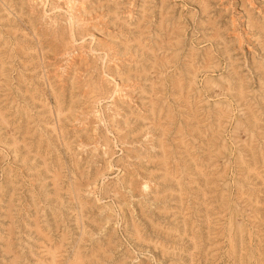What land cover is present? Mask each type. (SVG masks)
<instances>
[{
  "label": "rangeland",
  "instance_id": "1",
  "mask_svg": "<svg viewBox=\"0 0 264 264\" xmlns=\"http://www.w3.org/2000/svg\"><path fill=\"white\" fill-rule=\"evenodd\" d=\"M112 1L0 0V37L4 36L0 39V264H263L264 74L256 66L259 62L264 67V50L258 43L262 37L259 31L248 27V17L264 26V0H245L248 13L242 10L240 0H209V15L201 11L199 0ZM71 12L80 19H74L75 41L68 43ZM87 32L90 34L81 37ZM176 44L185 52L173 47ZM243 84L246 86L240 88ZM254 101L263 105H259L262 112L257 105L260 111L256 110ZM247 192L252 193L251 201Z\"/></svg>",
  "mask_w": 264,
  "mask_h": 264
},
{
  "label": "bare ground",
  "instance_id": "2",
  "mask_svg": "<svg viewBox=\"0 0 264 264\" xmlns=\"http://www.w3.org/2000/svg\"><path fill=\"white\" fill-rule=\"evenodd\" d=\"M25 1H26V0H25ZM31 1H32V0H31ZM110 1H112V0H110ZM132 1H133V0H132ZM137 1H138V0H137ZM140 1H141V0H140ZM148 1H149V0H148ZM169 1H170V0H169ZM190 1H192V0H190ZM190 1H189V2H190ZM194 1H196V0H194ZM199 1L201 2V11H202L204 14L209 15V13L211 12V9H210L209 6H208L209 0H206V2H205V0H199ZM240 1L242 2V6H241V7H242V10L245 11V13H248V10L246 9V7H248V5L245 4V0H240ZM249 1H250V0H249ZM261 1H262V0H261ZM6 2H7V0H6ZM10 2H11V1H10ZM23 2H24V1H23ZM43 2H44V1H43ZM66 2H67V1H66ZM73 2H74V1H73ZM90 2H91V1H90ZM93 2H94V1H93ZM112 2H113V1H112ZM127 2H128V1H127ZM149 2H152V1H149ZM155 2H156V1H155ZM155 2H154V3H155ZM157 2H158V1H157ZM192 2H193V1H192ZM224 2H225V1H224ZM231 2H232V0H231ZM252 2H253V1H252ZM263 2H264V1H263ZM11 3H12V2H11ZM44 3H45V2H44ZM120 3H121V2H120ZM128 3H129V2H128ZM194 3H195V2H194ZM194 3H193V4H194ZM196 3H198V2H196ZM196 3H195V4H196ZM222 3H223V2H222ZM255 3H256V2H255ZM8 4H9V3H8ZM18 4H19V3H18ZM26 4H27V2H26ZM64 4H65V3H64ZM89 4H90V3H89ZM117 4H118V3L116 2V5H117ZM134 4H135V3H134ZM139 4H140V3H139ZM151 4H152V3H151ZM164 4H166V3H164ZM168 4H169V3H168ZM170 4H171V3H170ZM213 4H216V3H213ZM213 4H212V5H213ZM220 4H221V3H220ZM220 4H219V5H220ZM229 4H230V3H229ZM231 4H232V3H231ZM250 4H251V3H250ZM261 4H262V3H261ZM6 5H7V4H6ZM31 5H32V4H31ZM78 5H80V4H78ZM103 5H104V4H103ZM114 5H115V4H114ZM154 5H155V4H154ZM156 5H157V4H156ZM190 5H191V4H190ZM212 5H210V6H212ZM216 5H217V4H216ZM245 5H246V6H245ZM252 5H253V4H252ZM257 5H258V4H257ZM262 5H263V4H262ZM4 6H5V5H4ZM8 6H9V5H8ZM83 6H84V5H83ZM105 6H106V5H105ZM129 6H130V5H129ZM167 6H168V5H167ZM167 6H166V7H167ZM175 6H176V5H175ZM185 6H186V5H185ZM188 6H189V5H188ZM193 6H194V5H193ZM238 6H239V5H238ZM9 7H11V6H9ZM14 7H15V6H14ZM57 7H58V6H57ZM69 7H70V11H71V9H72V7H73V4H71ZM106 7H107V6H106ZM121 7H122V6H121ZM134 7H135V5H134ZM147 7H148V5H147ZM150 7H151V5H150ZM153 7H154V6H153ZM164 7H165V6H164ZM166 7H165V8H166ZM182 7H183V6H182ZM217 7H218V6H217ZM221 7H222V6H221ZM234 7H235V6H234ZM261 7H262V6H261ZM74 8H75V7H74ZM87 8H88V7H87ZM99 8H100V7H99ZM111 8H113L112 5H111ZM111 8H110V9H111ZM119 8H120V7H119ZM122 8H123V7H122ZM126 8L128 9V7H126ZM136 8H137V6H136ZM155 8H156V7H155ZM161 8H162V7H161ZM198 8H199V7H198ZM198 8H197V9H198ZM212 8H214V7H212ZM231 8H232V6H231ZM81 9H82V8H81ZM95 9H97V8H95ZM102 9H104V7H103ZM120 9H121V8H120ZM130 9H131V7H130ZM147 9H149V8H147ZM152 9H153V8H152ZM152 9H150V10L152 11ZM162 9H163V8H162ZM194 9H195V8H194ZM214 9H215V8H214ZM216 9H217V8H216ZM1 10H2V9H1ZM76 10H79V8L76 9ZM83 10H84V8H83ZM106 10H107V9H106ZM108 10H109V9H108ZM118 10H119V9H118ZM188 10H189V9H188ZM198 10H199V9H198ZM231 10H232V9H231ZM252 10H253V9H252ZM21 11H22V10H21ZM21 11H20V12H21ZM25 11H26V10H25ZM42 11H43V10H42ZM89 11H90V10H89ZM89 11H88V13H89ZM104 11H105V9H104ZM135 11H136V9H135ZM155 11H156V10H155ZM191 11H192V10H191ZM191 11H190V12H191ZM195 11H196V10H195ZM250 11H251V8H250ZM257 11H258V10H257ZM10 12H11V11H10ZM16 12H17V11H16ZM16 12H15V13H16ZM79 12H80V11H79ZM128 12H129V11H128ZM130 12H131V11H130ZM137 12H138V11H137ZM137 12H135V14H136ZM175 12H176V10H175ZM187 12H188V11H187ZM214 12H215V10H214ZM237 12H238V11H237ZM239 12H241V10H240ZM253 12H254V11H253ZM98 13H99V12H98ZM115 13H116V12H115ZM121 13H122V12H121ZM155 13H156V12H155ZM192 13H193V12H192ZM231 13H232V12H231ZM242 13H243V12H242ZM13 14H14V13H13ZM28 14H29V13H28ZM30 14H31V13H30ZM43 14H44V13H43ZM67 14H69V13H67ZM75 14H76V13H75ZM75 14H74L73 12L70 13V19H69V22H70L71 26H70V25H69V26L72 27V28H70V30H69V32H70V33H69L70 36L68 35V36H69V37H68L69 39H68V41H67L68 43H71V40H72V38H73V37H72V30L74 29L73 26H72V25H73V21H74L75 18H77V20L80 19L79 17H76L77 14H76V15H75ZM84 14H85V13H84ZM90 14H91V13H90ZM129 14H130V13H129ZM131 14H133V13H131ZM173 14H174V12H173ZM175 14H177V13H175ZM185 14H186V13H185ZM198 14H199V13H198ZM201 14H202V13H201ZM201 14H199V15H201ZM226 14H227V13H226ZM232 14H233V13H232ZM235 14H236V13H235ZM243 14H244V13H243ZM250 14H251V13H250ZM260 14H261V13H260ZM31 15H32V14H31ZM80 15H81V14H80ZM98 15H99V14H98ZM98 15H97V18H98ZM101 15H102V13H101ZM101 15H100V16H101ZM116 15H117V13H116ZM121 15H123V14H121ZM136 15H137V14H136ZM199 15H198V16H199ZM214 15H215V14H214ZM218 15H219V17H220L222 14L218 13ZM251 15H252V14H251ZM253 15H254V14H253ZM261 15H262V14H261ZM263 15H264V14H263ZM14 16H15V15H14ZM83 16H84V15H83ZM88 16H89V15H88ZM103 16H104V15H103ZM128 16H129V15H128ZM137 16H138V15H137ZM146 16H148V15H146ZM149 16H150V15H149ZM183 16H184V15H183ZM191 16H192V15H191ZM211 16H212V15H211ZM222 16H223V15H222ZM41 17H42V16H41ZM68 17H69V16H68ZM109 17H110V16H109ZM122 17H123V16H122ZM130 17H131V16H130ZM133 17H134V16H133ZM155 17H156V16H155ZM169 17H171V16L169 15ZM176 17H177V16H176ZM178 17H179V16H178ZM180 17H181V16H180ZM195 17H196V16H195ZM195 17H194V19H195ZM199 17H200V16H199ZM199 17H198V18H199ZM205 17H206V16H205ZM208 17H210V16H208ZM230 17H231V16H230ZM235 17H236V16H235ZM238 17H240V16H238ZM243 17H245V16H243ZM255 17H256V16H255ZM259 17H260V16H259ZM16 18H17V17H16ZM29 18H30V17H29ZM81 18H82V15H81ZM84 18H85V17H84ZM104 18H105V17H104ZM111 18H112V16H111ZM134 18H135V17H134ZM139 18H140V17H138V19H139ZM156 18H157V17H156ZM173 18H174V17H173ZM217 18H218V17H217ZM241 18H242V17H241ZM256 18H257V17H256ZM39 19H40V18H39ZM101 19H103V17H102ZM107 19H110V18H107ZM150 19H151V16H150ZM167 19L169 20L168 17H167ZM175 19H176V18H175ZM181 19H182V18H181ZM185 19H186V18H185ZM192 19H193V17H192ZM199 19H200V18H199ZM201 19H202V18H201ZM222 19H223V18H222ZM222 19H220V20L222 21ZM239 19H240V18H239ZM245 19H247V18H245ZM23 20H24V19H22V21H23ZM30 20H31V18H30ZM40 20H41V19H40ZM90 20H91V19H90ZM103 20H104V19H103ZM165 20H166V19H165ZM172 20H173V19H172ZM186 20H187V19H186ZM220 20H219V21H220ZM243 20H244V19H243ZM258 20H259V19H258ZM10 21H11V20H10ZM20 21H21V20H20ZM22 21H21V22H22ZM24 21H25V20H24ZM34 21H35V20H34ZM113 21H114V20H113ZM125 21H126V20H125ZM147 21H149V20H147ZM147 21H146V22H147ZM155 21H156V20H155ZM169 21H170V20H169ZM169 21H168V23H169ZM182 21H184V20H182ZM192 21H193V20H192ZM202 21H203V20H202ZM216 21H217V20H216ZM225 21H226V20H225ZM234 21H235V20H234ZM244 21H245V20H244ZM32 22H33V21H32ZM35 22H36V21H35ZM109 22H110V21H109ZM131 22H132V21H131ZM149 22H151V21H149ZM152 22H154V21H152ZM178 22H179V21H178ZM184 22H185V21H184ZM197 22H198V21H197ZM204 22H205V21H204ZM217 22H218V21H217ZM226 22H227V21H226ZM230 22H233V21H230ZM236 22H237V21H236ZM262 22H263V21H262ZM9 23H10V22H9ZM13 23H14V22H13ZM25 23H26V21H25ZM54 23H55V22H54ZM104 23H105V22H104ZM112 23H113V22H112ZM127 23H128V22H127ZM188 23H189V22H188ZM193 23H194V22H193ZM215 23H216V22H215L214 20H212V23H211V24L214 25V26H216ZM241 23H242V22H241ZM17 24H18V23H17ZM17 24H16V25H17ZM23 24H24V23H23ZM107 24H108V23H107ZM113 24L115 25V22H114ZM118 24H119V23H118ZM118 24H117V25H118ZM132 24H133V23H132ZM144 24H145V23H144ZM144 24H143V25H144ZM152 24H154V23H152ZM152 24H151V25H152ZM156 24H157V23H156ZM173 24H174V23H173ZM194 24H195V23H194ZM202 24H203V23H202ZM230 24H231V23H230ZM239 24H240V23H239ZM243 24H244V23H243ZM243 24H242V25H243ZM262 24H263V23H262ZM8 25L11 26L10 24H7V26H8ZM14 25H15V24H14ZM16 25H15V26H16ZM27 25H28V24H27ZM92 25H93V24H92ZM111 25H112V24H111ZM169 25H170V24H169ZM186 25H188V24H186ZM197 25H199V24H197ZM224 25H225V24H224ZM224 25H223V26H224ZM5 26H6V24H5ZM19 26H20V25H19ZM25 26H26V24H25ZM29 26H30V25H29ZM67 26H68V25H67ZM69 26H68V27H69ZM77 26H78V25H77ZM84 26H85V25H84ZM98 26H99V25H98ZM100 26H101V25H100ZM112 26H113V25H112ZM191 26H192V25H191ZM207 26H208V25H207ZM219 26H220V25H219ZM221 26H222V25H221ZM12 27H13V26H12ZM37 27H38V26H37ZM94 27H95V26H94ZM141 27H142V26H141ZM149 27H150V25H149ZM197 27H198V26H197ZM216 27H217V26H216ZM226 27H229V26L227 25ZM241 27H242V26H241ZM248 27L251 28V30H257V31H259V34H260V36H262V37H260L258 43H259L261 49L264 50V28H263L264 26H262L261 23H259V21H257L256 19H252V17H248ZM19 28H21V27H19ZM22 28H23V27H22ZM26 28H27V27H26ZM28 28H29V27H28ZM76 28H77V27H76ZM79 28H80V27H79ZM88 28H89V27H88ZM119 28H120V27H119ZM152 28L155 29L154 27H152ZM183 28H184V27H183ZM183 28H182V29H183ZM193 28H194V27H193ZM204 28H205V27H204ZM217 28H218V27H217ZM231 28H232V27H231ZM243 28H244V27H243ZM246 28H247V27H246ZM30 29H31V28H30ZM90 29H91V27H90ZM100 29H101V28H100ZM120 29H121V28H120ZM131 29H133V28H130V30H131ZM134 29H135V28H134ZM186 29H187V28H186ZM195 29H196V26H195ZM207 29H208V28H207ZM211 29H212V28H211ZM225 29H226V28H225ZM227 29H228V28H227ZM17 30H18V29H17ZM21 30H22V29H21ZM77 30H78V29H77ZM82 30H83V29H82ZM95 30H96V29H95ZM103 30H104V29H103ZM130 30H129V31H130ZM151 30H152V29H151ZM151 30L148 29L149 32H150ZM161 30H164V29H162V27H161ZM189 30H190V29H189ZM198 30H199V29H197V31H198ZM200 30H201V29H200ZM208 30H209V29H208ZM223 30H224V28H223ZM237 30H238V29H237ZM251 30H250V31H251ZM0 31H1V30H0ZM2 31H3V30H2ZM2 31H1V32H2ZM8 31H9V30H8ZM29 31H30V30H29ZM80 31H81V29H80ZM126 31H127V30H126ZM152 31H153V30H152ZM164 31H165V30H164ZM182 31H183V30H182ZM184 31H185V30H184ZM186 31H187V30H186ZM193 31H194V30H193ZM193 31H192V32H193ZM197 31H196V33H197ZM202 31H203V30H202ZM204 31H205V30H204ZM204 31H203V32H204ZM224 31H225V30H224ZM242 31H243V30H242ZM245 31H246V30H245ZM245 31H243V32H245ZM9 32H10V31H9ZM32 32H33V31H32ZM32 32H31V33H32ZM43 32H44V31H43ZM47 32H48V31H47ZM54 32H55V34H56V36H57L56 31H54ZM107 32H108V31H107ZM132 32H133V31H132ZM134 32H135V31H134ZM146 32H147V31H146ZM222 32H223V31H222ZM228 32H229V31H228ZM233 32H234V31H233ZM255 32H256V31H255ZM52 33H53V32H52ZM101 33H102V32H101ZM103 33H104V31H103ZM110 33H111V32H110ZM120 33H121V32H120ZM125 33H126V32H125ZM151 33H152V32H151ZM185 33H186V32H185ZM193 33H194V32H193ZM226 33H227V32H226ZM226 33H225V34H226ZM234 33H235V32H234ZM234 33H233V34H234ZM236 33H237V32H236ZM240 33H241V32H240ZM245 33H246V32H245ZM61 34H62V33H61ZM85 34H90V33H88V32H87V33H82V34H81V37H83ZM94 34H95V33H94ZM131 34H132V33H131ZM157 34H159V32H157ZM173 34H174V33H173ZM175 34H176V33H175ZM175 34H174V35H175ZM178 34H179V33H178ZM183 34H184V33H183ZM190 34H191V33H190ZM206 34H208V33H206ZM225 34H224V36H225ZM256 34H257V33H256ZM6 35H7V34H6ZM53 35H54V34H53ZM59 35H60V34H59ZM102 35H103V34H102ZM104 35H105V34H104ZM104 35H103V36H104ZM119 35H120V34H119ZM126 35H127V34H126ZM164 35H165V34H164ZM176 35H177V34H176ZM179 35H182V34H179ZM204 35H205V34H204ZM209 35H210V34H209ZM219 35H220V34H219ZM228 35H229V34H228ZM246 35H247V34H246ZM246 35H245V36H246ZM249 35H250V34H249ZM15 36H17V35H15ZM33 36H36V34L34 35V33H33ZM47 36H48V35H47ZM56 36H55V38H56ZM73 36H74V35H73ZM88 36H89V35H88ZM90 36H91V35H90ZM98 36H99V35H98ZM103 36H102V37H103ZM123 36H124V35H123ZM132 36H133V34H132ZM134 36H135V35H134ZM145 36H146V35H145ZM166 36H167V35H166ZM183 36H184V35H183ZM192 36H193V35H192ZM199 36H200V35H199ZM206 36H207V35H206ZM215 36H218V34H216ZM250 36H251V35H250ZM1 37H2V36H1ZM1 37H0V39H2L4 36H3L2 38H1ZM84 37H85V36H84ZM92 37H93V36H92ZM114 37H115V36H114ZM116 37H117V36H116ZM116 37H115V38H116ZM124 37H126V36H124ZM195 37H196V36H195ZM197 37H198V36H197ZM221 37H222V36H221ZM239 37H240V36H239ZM258 37H259V36H258ZM20 38H22V37H20ZM36 38H37V36H36ZM46 38H47V37H46ZM51 38H52V37H51ZM65 38H66V36H65ZM70 38H71V39H70ZM126 38H127V37H126ZM149 38H150V37H149ZM154 38H155V37H154ZM184 38H185V37H184ZM191 38H192V37H191ZM245 38H247V37H245ZM18 39H19V38H18ZM80 39H81V38H80ZM104 39H105V38H104ZM130 39H132L131 36H130ZM141 39H142V38H141ZM182 39H183V38H182ZM241 39L243 40V38H241ZM5 40H6V39H5ZM16 40H17V39H16ZM47 40H48V39H47ZM54 40H55V39H54ZM73 40H74V39H73ZM73 40H72V42H73ZM120 40H121V38H120ZM127 40H128V38H127ZM148 40H149V39H148ZM151 40H153V39H151ZM183 40H184V39H183ZM186 40H187V39H186ZM200 40H201V39H200ZM223 40H224V39H223ZM235 40H236V38H235ZM10 41H11V39L9 40V42H10ZM19 41H20V40H19ZM24 41H25V40H24ZM57 41H58V39H57ZM74 41H75V40H74ZM121 41H123V40H121ZM121 41H119V43H120ZM155 41H156V39H155ZM208 41H209V40H208ZM252 41H253V40H252ZM0 42H1V40H0ZM26 42H27V40H26ZM34 42H35V41H34ZM97 42H98V41H97ZM106 42L108 43V39H107ZM111 42H113V40H112ZM150 42H151V41H150ZM184 42H185V41H184ZM198 42H199V40H198ZM206 42H207V41H206ZM215 42H216V41H215ZM223 42L226 43V40H224ZM35 43H36V42H35ZM47 43H48V42H47ZM68 43H67V44H68ZM151 43H152V42H151ZM179 43L181 44L180 41H179ZM179 43H178V44H179ZM182 43H183V41H182ZM191 43H192V42H191ZM210 43H211V42H210ZM216 43H217V42H216ZM240 43H241V42H240V40H239V41H238V45H240ZM251 43L253 44V42H251ZM258 43H257V44H258ZM0 44H1V43H0ZM23 44H24V43H23ZM44 44H45V43H44ZM109 44H110V43H109ZM109 44H108V45H109ZM115 44H116V43H115ZM145 44H146V43H145ZM147 44H148V43H147ZM152 44H154V43H152ZM172 44H173V43H172ZM192 44H193V43H192ZM192 44H190V45H192ZM196 44H197V42H196ZM196 44H195V45H196ZM198 44H199V43H198ZM203 44H204V43H202V45H203ZM219 44H220V42H219ZM257 44L255 43V45H257ZM9 45H10V43H9ZM19 45H20V44H19ZM37 45H38V44H37ZM39 45H40V44H39ZM39 45H38V48H40ZM50 45H51V44H50ZM58 45H59V44H58ZM58 45H57V47H58ZM117 45H118V44H117ZM130 45H131V44H130ZM135 45H136V44H135ZM210 45H211V44H210ZM214 45H215V44H214ZM223 45H224V44H223ZM228 45H229V44H228ZM243 45H244V44H243ZM243 45H242V46H243ZM12 46H14V45H12ZM21 46H22V44H21ZM32 46H33V45H32ZM32 46H31V47H32ZM35 46H36V45H35ZM40 46H41V45H40ZM61 46H62V45H61ZM100 46H101V45H100ZM106 46H107V45H106ZM118 46H120V45H118ZM128 46H129V45H128ZM133 46H134V45H133ZM144 46H146V45H144ZM162 46H163V45H162ZM168 46H169V45H168ZM171 46H172V45H171ZM178 46L180 47L181 45H177V44H176V46L173 45V47H176V49H177ZM185 46H186V45H185ZM229 46H230V45H229ZM232 46H233V45H232ZM242 46H241V47H242ZM9 47H10V46H9ZM9 47H8V48H9ZM45 47H46V46H45ZM70 47H71V45L68 47L69 50H70ZM73 47H74V46H73ZM110 47H111V46H110ZM112 47H113V46H112ZM112 47H111V48H112ZM181 47H182V46H181ZM181 47H180V48H181ZM189 47H190V46H189ZM194 47H195V46H194ZM194 47H193V48H194ZM202 47H204V46H202ZM207 47H209V46H207ZM215 47H216V46H215ZM250 47H251V45H250ZM258 47H259V46H258ZM33 48H34V47H33ZM41 48H42V47H41ZM74 48H75V47H74ZM74 48H73V49H74ZM127 48H128V47H127ZM133 48H134V47H133ZM136 48H137V47H136ZM154 48H155V47H154ZM166 48H167V47H166ZM180 48H178V49H180ZM200 48H201V47H200ZM200 48H199V49H200ZM248 48H249V46H248ZM51 49H52V48H51ZM113 49H114V48H113ZM160 49H161V48H160ZM164 49H165V48H164ZM172 49H173V48H172ZM172 49H171V50H172ZM174 49H175V48H174ZM174 49H173V51H174ZM181 49L183 50L184 48H181ZM199 49H198V50H199ZM205 49H206V48H205ZM219 49H220V47H219ZM241 49H242V48H241ZM251 49H252V48H251ZM64 50H65V52L67 51L66 48H65ZM91 50H92V49H91ZM93 50H94V49H93ZM111 50H112V49H110V51H111ZM119 50H120V49H119ZM121 50H122V49H121ZM126 50H128V49H126ZM132 50H133V49H132ZM165 50H166V49H165ZM167 50H168V49H167ZM171 50H170V51H171ZM186 50H187V49H186ZM213 50H214V49H213ZM216 50H218V48H217ZM228 50H229V48H228ZM248 50H249V49H248ZM253 50H254V49H253ZM262 50H261V51H262ZM0 51H1L0 53H2V50H0ZM6 51H7V50H6ZM12 51H13V50H12ZM32 51H33V50H32ZM100 51H101V50H100ZM115 51H116V50H115ZM129 51H131V49H130ZM173 51H171V52H173ZM183 51H184V50H183ZM230 51H231V50H230ZM256 51H257V50H256ZM256 51H255V52H256ZM13 52H14V51H13ZM49 52H50V51H49ZM67 52H68V51H67ZM69 52H70V51H69ZM119 52H121V51H119ZM135 52H136V50H135ZM137 52H138V51H137ZM144 52H145V51H144ZM144 52H143V53H144ZM178 52H179V51H178ZM184 52H185V51H184ZM214 52H215V51H214ZM217 52H218V51H217ZM217 52H216V53H217ZM258 52H259V50H258ZM262 52H264V51H262ZM28 53H29V52H28ZM43 53H44V52H43ZM130 53L132 54V52H130ZM146 53H147V52H146ZM159 53H161V51H160ZM186 53H187V52H186ZM186 53H185V54H186ZM10 54H11V53H10ZM13 54H14V53H13ZM22 54H23V53H22ZM39 54H40V53H39ZM114 54H115V53H114ZM137 54H138V53H137ZM170 54H171V53H170ZM193 54H194V53H193ZM197 54H198V53H197ZM197 54H196V55H197ZM214 54H215V53H214ZM217 54H218V53H217ZM244 54H245V53H244ZM247 54H248V53H247ZM14 55H16V52H15ZM43 55H44V54H43ZM119 55H120V53L117 54V56H119ZM124 55H125V53H124ZM126 55H127V54H126ZM135 55H136V53H135ZM135 55H134V56H135ZM149 55H150V53H149ZM149 55H148V56H149ZM177 55H178V54H177ZM177 55H176V56H177ZM200 55H202V54H200ZM203 55H204V54H203ZM236 55H237V54H236ZM245 55H246V54H245ZM10 56H11V55H10ZM12 56H13V55H12ZM26 56H27V55H26ZM106 56H107V55H106ZM137 56H138V55H137ZM137 56H136V57H137ZM142 56H144V55H142ZM165 56H167V54H166ZM182 56H183V55H182ZM194 56H195V55H194ZM210 56H211V55H210ZM231 56H232V55H231ZM231 56H230L229 58H232ZM241 56H242V55H241ZM73 57H74V56H73ZM103 57H105V56H103ZM112 57H113V56H112ZM128 57H129V55H128ZM131 57H133V55H132ZM149 57L151 58V56H149ZM186 57H187V56H186ZM1 58H3V57H1ZM15 58H16V57H15ZM25 58H26V57H25ZM119 58H120V56H119ZM144 58H145V57H144ZM146 58H147V56H146ZM158 58H159V57H158ZM193 58H195V57H193ZM196 58H197V57H196ZM214 58H215V57L212 56V59H214ZM217 58H218V57H217ZM223 58H224V57H223ZM254 58H255V57H254ZM256 58H257V57H256ZM11 59H12V58H11ZM17 59H18V58H17ZM34 59H35V58H34ZM95 59H96V58H95ZM141 59H142V58H141ZM174 59H175V58H174ZM244 59H245V58H244ZM260 59H261V57H260ZM260 59H257V60H260ZM4 60H5V59H4ZM14 60H15V59H14ZM38 60H39V59H38ZM43 60H44V59H43ZM114 60H115V59H114ZM142 60H143V59H142ZM142 60H141V61H142ZM144 60H145V59H144ZM144 60H143V62H144ZM194 60H195V59H194ZM200 60H201V59H200ZM218 60H219V59H218ZM224 60H226V59H224ZM230 60H231V59H230ZM237 60H238V58H237ZM246 60H247V58H246ZM262 60H263V59H262ZM24 61H25V60H24ZM24 61H23V62H24ZM39 61H41V60H39ZM124 61H125V60H124ZM151 61H152V59H151ZM168 61H171V60L169 59ZM182 61H183V60H182ZM184 61H185V60H184ZM186 61H187V60H186ZM244 61H245V60H244ZM3 62H4V61H3ZM7 62H8V61H7ZM7 62H6V63H7ZM28 62H29V61H28ZM28 62H27V63H28ZM112 62H113V61H112ZM127 62H129V61H127ZM196 62H197V60H196ZM196 62H193V63H195L196 65H198ZM199 62H200V61H199ZM223 62H224V61H223ZM253 62H254V61H253ZM263 62H264V61H263ZM4 63H5V62H4ZM10 63H11V62H10ZM16 63H18V62H16ZM25 63H26V62H25ZM212 63H213V62H212ZM224 63H225V62H224ZM244 63L246 64V61H245ZM244 63H243V64H244ZM12 64H15V63H12ZM42 64H43V62H42ZM115 64H116V63H115ZM127 64H128V63H127ZM157 64H159V63H157ZM181 64H182V63H181ZM183 64H184V63H183ZM195 64H193V66H194ZM201 64H202V63H201ZM209 64H211V63H209ZM247 64H248V63H247ZM252 64H253V63H252ZM20 65H21V64H20ZM23 65H24V63H23ZM32 65H34V64H32ZM35 65H36V63H35ZM108 65H110V64H108ZM145 65H146V64H145ZM145 65H144V67H145ZM184 65H185V64H184ZM217 65H218V64H217ZM236 65H237V64H236ZM238 65H239V64H238ZM12 66H13V65H12ZM14 66H16V65H14ZM39 66L41 67V65H39ZM116 66H117V65H116ZM142 66H143V65H142ZM157 66H158V65H157ZM159 66H160V65H159ZM159 66H158V67H159ZM168 66H169V65H168ZM182 66H183V65H182ZM198 66H199V65H198ZM212 66H213V65H212ZM222 66H223V64H222L220 67H222ZM227 66H228V65H227ZM233 66H234V65H233ZM247 66H248V65H247ZM251 66H252V65H251ZM251 66H250V67H251ZM253 66H254V65H253ZM30 67H31V66H30ZM32 67H33V66H32ZM32 67H31V68H32ZM37 67H38V66H37ZM118 67H119V66H118ZM121 67H122V66H121ZM149 67H150V66H149ZM154 67H155V66H154ZM209 67H210V66H209ZM216 67H217V66H216ZM216 67H215V69H216ZM254 67H255V66H254ZM254 67H252V68H254ZM17 68H18V66H17ZM17 68H16V69H17ZM21 68H22V67H21ZM27 68H28V67H27ZM27 68H25L26 71H28ZM33 68H34V67H33ZM41 68H42V67H41ZM136 68H137V67H136ZM161 68H162V66H161ZM165 68H166V67H165ZM213 68H214V67H213ZM256 68L259 69V70H262V72H263V74H264V70H263L264 67H263V65H262L261 63L258 62ZM3 69L6 70V68H3ZM48 69H50V68H47V70H45L46 73H48V72H47ZM129 69H130V68H129ZM144 69H146V68H144ZM159 69H160V68H159ZM168 69H169V68H168ZM185 69H186V68H185ZM187 69H188V68H187ZM211 69H212V68H211ZM250 69H251V68H250ZM8 70H9V69H8ZM13 70H14V69H13ZM17 70H18V69H17ZM37 70H38V69H37ZM136 70H137V69H136ZM139 70H140V69H139ZM156 70H157V69H156ZM181 70H182V69H181ZM212 70H214V69H212ZM241 70H242V69H241ZM9 71H10V70H9ZM11 71H12V69H11ZM15 71H16V70H14L13 72H15ZM50 71H51V70H50ZM115 71H116V70H115ZM120 71H121V70H120ZM186 71H187V70H186ZM217 71H218V68H217ZM217 71H216V73H217ZM220 71H221V70H220ZM222 71H223V70H222ZM227 71H228V69H227ZM3 72H4V71H3ZM16 72H17V71H16ZM18 72H19V71H18ZM37 72H39V71H37ZM37 72H35V73H37ZM43 72H44V71H43ZM109 72H110V71H109ZM118 72H119V71H118ZM154 72H155V71H154ZM158 72H159V71H158ZM160 72H163V71H160ZM164 72H166V71H164ZM182 72H184V71H182ZM195 72H196V71H195ZM207 72H208V71H207ZM207 72H206V74H207ZM210 72H211V71H210ZM253 72H254V71H253ZM256 72H257V71H256ZM260 72H261V71H260ZM6 73H7V72H6ZM21 73H23V72L21 71ZM49 73H50V72H49ZM113 73H115V72H113ZM180 73H181V71H180ZM188 73H189V71H188ZM196 73H198V72H196ZM211 73H213V72H211ZM230 73H231V72H230ZM241 73H243V72H241ZM241 73L239 72V74H241ZM246 73H247V72H246ZM249 73H251V72H249ZM14 74H15V73H14ZM32 74H33V73H32ZM182 74H183V73H182ZM204 74H205V73H204ZM261 74H262V73H261ZM4 75H5V74H4ZM36 75H37V74H36ZM39 75H40V74H39ZM43 75H44V74H43ZM108 75H109V74H108ZM131 75H132V74H131ZM161 75H162V74H161ZM175 75H176V74H175ZM197 75H198V74H197ZM199 75H200V74H199ZM218 75H219V74H218ZM221 75H223V74H221ZM236 75H237V74H236ZM247 75H249V74H247ZM251 75H252V74H251ZM9 76H11V75H9ZM15 76H16V75H15ZM31 76H32V75H31ZM46 76H47V75H46ZM109 76H110V75H109ZM129 76H130V74H129ZM140 76H141V75H140ZM140 76H139V77H140ZM182 76H184V75H182ZM195 76H196V75H195ZM195 76H194V77H195ZM203 76H204V75H203ZM208 76H209V75H208ZM215 76H216V75H215ZM225 76H226V75H225ZM225 76H224V78H225ZM255 76H256V75H255ZM258 76H261V75H258ZM3 77H5V76H3ZM38 77H39V76H37V78H38ZM42 77H43V76H42ZM47 77H48V76H47ZM54 77H55V76H54ZM113 77H114V76H113ZM116 77H117V76H116ZM148 77H149V76H148ZM150 77H151V76H150ZM162 77H164V76H162ZM199 77H200V76H199ZM213 77H214V76H213ZM237 77H238V76H237ZM240 77H241V76H240ZM249 77H250V76H249ZM25 78H26V77H25ZM30 78H31V77H30ZM48 78H49V77H48ZM99 78H100V77H99ZM130 78H131V77H129V79H130ZM141 78H143V76H141ZM144 78H146V77H144ZM183 78H184V77H183ZM203 78H204V77H203ZM211 78H212V77H211ZM221 78H222V77H221ZM257 78H258V77H257ZM261 78H262V77H261ZM27 79H28V78H27ZM50 79H51V78H50ZM118 79H119V78H118ZM134 79L136 80L135 77H134ZM150 79H151V78H150ZM159 79H160V78H159ZM185 79H186V78H185ZM185 79H183V80H185ZM188 79H189V78H188ZM213 79H214V78H213ZM213 79H212V80H213ZM227 79H230V78H227ZM244 79H246V78L244 77ZM251 79H252V78H251ZM262 79H264V78H262ZM262 79H261V80H262ZM2 80H3V79H2ZM4 80H5V79H4ZM47 80H48V79H47ZM112 80H114V79L112 78ZM116 80H117V79H116ZM123 80H124V79H123ZM146 80H147V79H146ZM146 80H144V81H146ZM181 80H182V78H181ZM225 80H226V79H225ZM233 80H234V79H233ZM235 80H236V79H235ZM240 80H241V79H240ZM242 80H243V79H242ZM253 80H254V79H253ZM259 80H260V79H259ZM261 80H260V81H261ZM9 81H11V80H9ZM37 81H38V80H37ZM68 81H69V80H68ZM68 81H64V82H68ZM99 81H100V80H99ZM128 81H129V80H128ZM159 81H160V80H159ZM162 81H163V80H162ZM187 81H188V80H187ZM227 81H228V80H227ZM230 81H231V80H230ZM243 81H244V80H243ZM262 81H263V80H262ZM15 82H16V81H15ZM50 82H51V81H50ZM50 82H48V83H50ZM71 82H72V80H71ZM78 82H79V81H78ZM121 82H122V81H121ZM130 82H131V81H130ZM155 82H156V81H155ZM155 82H154V83H155ZM194 82H195V81H194ZM205 82H206V80H205ZM213 82H214V81H213ZM218 82H219V81H218ZM232 82H233V81H232ZM241 82H242V81H241ZM26 83H27V82H26ZM33 83H35V82H33ZM41 83H42V82H41ZM84 83H85V82H84ZM88 83H89V82H88ZM100 83H101V82H100ZM115 83H116V81H115ZM118 83H120V81H119ZM215 83H216V81H215ZM230 83H231V82H230ZM230 83H229V84H230ZM234 83H235V82H234ZM236 83H237V82H236ZM261 83H263V82H261ZM14 84H16V83H14ZM30 84H31V83H30ZM50 84H51V83H50ZM53 84H54V83H53ZM64 84H66V83H64ZM69 84H71V83H69ZM121 84H122V83H121ZM125 84H126V83H125ZM125 84L123 83V86H125ZM136 84H137V83H136ZM26 85H27V84H26ZM28 85H29V84H28ZM32 85H33V84H32ZM32 85H31V86H32ZM66 85H67V84H66ZM101 85H102V84H101ZM114 85H115V84H114ZM116 85H117V83H116ZM131 85H132V84H131ZM133 85H135V84H133ZM196 85H197V84H196ZM213 85H215V84L213 83ZM217 85H218V84H217ZM225 85H226V84H225ZM231 85H232V84H231ZM233 85H234V84H233ZM235 85H236V84H235ZM237 85H238V84H237ZM10 86H11V85H10ZM35 86H36V84H35ZM40 86H43V85H40ZM51 86H52V85H51ZM53 86H54V85H53ZM119 86H120V85H119ZM202 86H203V85H202ZM209 86H212V85L209 84ZM209 86H208V87H209ZM219 86H220V85H219ZM222 86H223V84H222ZM244 86H246V85L243 84V87H242V85H241L240 88H244ZM249 86H250V85H249ZM257 86H258V85H257ZM257 86H256V87H257ZM21 87H22V85H21ZM23 87H24V86H23ZM67 87H68V86H67ZM67 87H66V89H67ZM70 87H71V86H70ZM116 87H117V86H116ZM129 87H130V86H129ZM183 87H184V86H183ZM183 87H182V88H183ZM186 87H187V86H186ZM200 87H201V86H200ZM228 87H229V86H228ZM238 87H239V86H238ZM238 87H236V88H238ZM31 88H32V87H31ZM62 88H63V87H62ZM114 88H115V87H114ZM120 88H121V87H120ZM131 88L134 89L133 87H131ZM191 88H192V87H191ZM195 88L197 89V87H195ZM204 88H205V87H204ZM221 88H222V87H221ZM257 88H259V87H257ZM36 89H38V88H36ZM71 89H72V88H71ZM207 89H208V88H207ZM248 89H249V91L251 90L249 87H248ZM259 89H260V88H259ZM259 89H257V91H258ZM5 90H6V89H5ZM21 90H22V89H21ZM41 90H42V89H41ZM43 90H45V89L43 88ZM54 90H55V89H54ZM57 90H58V89H57ZM114 90H115V89H114ZM124 90H125V89H124ZM192 90H193V89H192ZM192 90H191V91H192ZM202 90H203V89H202ZM209 90H210V87H209ZM226 90H227V89H226ZM235 90H236V89H234V91H235ZM244 90H246V87H245ZM255 90H256V89H255ZM12 91H13V88H12ZM27 91H28V90H27ZM30 91H31V90H30ZM30 91H29V92H30ZM37 91H38V90H37ZM55 91H56V90H55ZM64 91H65V90H64ZM100 91H101V90H100ZM130 91H131V90H130ZM199 91H200V89H199ZM19 92H20V91H19ZM43 92H44V91H43ZM66 92H67V91H66ZM113 92H114V91H113ZM115 92H116V91H115ZM131 92H132V91H131ZM202 92H203V91H202ZM242 92H243V89H242ZM253 92H254V91H253ZM255 92H256V91H255ZM255 92H254V93H255ZM258 92H259V91H258ZM261 92H262V91H261ZM263 92H264V91H263ZM36 93H37V92H36ZM39 93H40V92H39ZM127 93H129V92H127ZM189 93H190V92H189ZM191 93H192V92H191ZM193 93H194V92H193ZM225 93H226V92H225ZM225 93H224V94H225ZM228 93H229V90H228ZM232 93H234V92H232ZM232 93H230V94H232ZM235 93H236V92H235ZM249 93H250V92H249ZM254 93H253V94H254ZM11 94H12V93H11ZM13 94H14V93H13ZM15 94H16V93H15ZM70 94H71V93H70ZM113 94H114V93H113ZM113 94H112V95H113ZM115 94H116V93H115ZM224 94H223V95H224ZM243 94H244V93H243ZM253 94H251L250 96H252ZM257 94H258V93H257ZM101 95H103V94H101ZM200 95H201V93H200ZM233 95H234V94H233ZM241 95H242V93H241ZM244 95H247V94H244ZM263 95H264V94H263ZM6 96H7V94H6ZM64 96H65V95H64ZM71 96H72V94H71ZM71 96H70V97H71ZM75 96H76V94H75ZM187 96H188V95H187ZM189 96H190V98H191V95H189ZM230 96H231V95H230ZM236 96H237V94H236ZM254 96H255V95H254ZM254 96H253L251 99H253ZM3 97H4V96H3ZM7 97H8V96H7ZM16 97H17V96H16ZM16 97H15V99H16ZM23 97H24V96H23ZM25 97H26V96H25ZM54 97H55V96H54ZM58 97H60V96H58ZM73 97H74V95H73ZM233 97H234V96H233ZM233 97H232V98H233ZM241 97H243V95H242ZM248 97H249V96H248ZM4 98H5V97H4ZM45 98H46V97H45ZM71 98H72V97H71ZM229 98H230V97H229ZM236 98H238V97H236ZM236 98H233V99L237 100ZM245 98H246V97H245ZM258 98H259V97H258ZM260 98H262V95L260 96ZM8 99H9V98H8ZM8 99H7V100H8ZM25 99H26V98H25ZM27 99H28V98H27ZM34 99H35V97H34ZM86 99H87V98H86ZM17 100H18V99H17ZM21 100H22V99H21ZM76 100H77V99H76ZM80 100H81V99H79V101H80ZM254 100H255V99H254ZM79 101H78V102H79ZM250 101H251V100H250ZM250 101H249V102H250ZM252 101H253V100H252ZM13 102H14V101H13ZM20 102H21V101H20ZM59 102H60V100H59ZM63 102L65 103V101H62V104H63ZM72 102H74V101H72ZM75 102H76V101H75ZM155 102H156V101H155ZM190 102H191V101H190ZM190 102H189V103H190ZM199 102H201V100H200ZM238 102H239V101H238ZM247 102H248V101H247ZM247 102H246V103H247ZM258 102H259V101H258ZM0 103H1V102H0ZM29 103H30V102H29ZM32 103H33V102H32ZM113 103H114V102H113ZM117 103H118V101H117ZM123 103H124V102H123ZM156 103H157V102H156ZM215 103H216V102H215ZM225 103L228 105L227 102H225ZM253 103L255 104L256 102L254 101ZM6 104H7V103H6ZM59 104H60V103H59ZM154 104H155V103H154ZM217 104H218V102H217ZM220 104H221V103H220ZM238 104H240V103H238ZM251 104H252V103H251ZM258 104H259V103H258ZM262 104H263V103H262ZM7 105H8V104H7ZM13 105H14V103H13ZM17 105H18V103L16 104V106H17ZM252 105H253V104H252ZM256 105H257V103L255 104V107L257 108V106H258V108H259V105H260V104L257 105V106H256ZM26 106H27V105H26ZM31 106H32V105H31ZM31 106H30V107H31ZM154 106H155V105H154ZM243 106H244V105H243ZM261 106H263V105H260V107H261ZM23 107H24V106H23ZM41 107H42V106H41ZM56 107H57V106H56ZM148 107H149V106H148ZM198 107H199V106H198ZM219 107H220V105H219ZM244 107H247V106L245 105ZM249 107H250V106H249ZM11 108H12V107H11ZM16 108H17V107H16ZM27 108H28V107H27ZM37 108H38V107H37ZM64 108H65V107H64ZM72 108H73V106H72ZM129 108H130V107H129ZM195 108H196V107H195ZM199 108H200V107H199ZM222 108H223V107H222ZM252 108H254V107H252ZM252 108H250V109H252ZM258 108H257L256 110H257V111H260V110H261V112H262V109L259 108L260 110H258ZM263 108H264V107H263ZM0 109H1V107H0ZM208 109H209V108H208ZM218 109H219V108H218ZM224 109H225V108H224ZM244 109H245V108H244ZM1 110H2V109H1ZM16 110H17V109H16ZM38 110H39V109H38ZM154 110H155V109H154ZM156 110H157V109H156ZM209 110H210V109H209ZM213 110H214V109H213ZM240 110H242V109H240ZM29 111H30V110H29ZM60 111H62V110H60ZM159 111H160V110H159ZM200 111H201V109H200ZM216 111H217V110H216ZM216 111H215V112H216ZM251 111H253V110H251ZM254 111H255V110H254ZM254 111H253V112H254ZM263 111H264V109H263ZM39 112H40V111H39ZM76 112H77V111H76ZM146 112H147V111H146ZM183 112H184V111H183ZM183 112H182V113H183ZM208 112H209V111H208ZM210 112H211V110H210ZM215 112H214V113H215ZM17 113H18V112H17ZM60 113H61V112H60ZM62 113H63V112H62ZM118 113H119V112H118ZM132 113H133V112H132ZM154 113H155V111H154ZM187 113H188V112H187ZM245 113H246V112H245ZM245 113H243V114H245ZM4 114H5V113H4ZM37 114H38V113H37ZM43 114H44V113H43ZM84 114H85V113H84ZM124 114H125V113H124ZM183 114H186V112L183 113ZM190 114H191V113H190ZM190 114H188V115H190ZM254 114H255V112H254ZM5 115H7V114H5ZM19 115H20V114H19ZM26 115H27V114H26ZM28 115H29V114H28ZM30 115H32V114H30ZM33 115H34V114H33ZM85 115H86V114H85ZM118 115H119V114H118ZM181 115H182V114H181ZM188 115H187V116H188ZM192 115H194V114L192 113ZM195 115H196V114H195ZM198 115H200V114H198ZM210 115H211V114H210ZM210 115H209V116H210ZM246 115L249 116L250 114L248 115V113H247ZM10 116H11V115H10ZM196 116H197V115H196ZM253 116H254V117H257V116H255V115H253ZM5 117H7V116H5ZM14 117H15V116H14ZM33 117H34V116H33ZM43 117H44V116H43ZM120 117H122V116H120ZM123 117H124V116H123ZM144 117H145V116H144ZM144 117H142V118H144ZM211 117H212V116H211ZM17 118H18V117H17ZM67 118H68V117H67ZM208 118H209V117H208ZM6 119H7V118H6ZM18 119H20V118H18ZM34 119H35V118H34ZM63 119H64V118H63ZM127 119H128V117H127ZM206 119H207V118H206ZM258 119H259V118H258ZM7 120H8V119H7ZM22 120H23V119H22ZM136 120H137V119H136ZM203 120H204V119H203ZM213 120H214V119H213ZM8 121H9V120H8ZM13 121H14V120H13ZM38 121H39V120H38ZM40 121H41V120H40ZM62 121H63V120H62ZM62 121H61V122H62ZM204 121H205V120H204ZM249 121H250V120H249ZM10 122H11V121H10ZM22 122H23V121H22ZM31 122H32V120H31ZM33 122H35V120H34ZM43 122H44V121H43ZM129 122H130V121H129ZM200 122H201V121H200ZM238 122H239V121H238ZM250 122H251V121H250ZM118 123H119V122H118ZM193 123H195V122H193ZM240 123H241V122H240ZM251 123H253V122H251ZM251 123H250V124H251ZM257 123H258V122H257ZM26 124H27V123H26ZM44 124H45V123H44ZM56 124H57V123H56ZM62 124H63V123H62ZM163 124H165V123L163 122ZM182 124H183V123H182ZM191 124H192V122H191ZM205 124H206V123H205ZM259 124H260V123H259ZM259 124H258V125H259ZM35 125H37V124H35ZM39 125H40V124H39ZM63 125H64V124H63ZM122 125H123V124H122ZM185 125H186V124H185ZM215 125H216V123H215ZM235 125H236V124H235ZM248 125H249V124H248ZM251 125H252V124H251ZM258 125H257V126H258ZM261 125H262V123H261ZM9 126H10V125H9ZM31 126H32V125H31ZM37 126H38V125H37ZM58 126H59V125H58ZM199 126H200V125H199ZM199 126H198V128H199ZM206 126H207V125H206ZM21 127H22V126H21ZM21 127H20V128H21ZM60 127H61V124H60ZM211 127L213 128V126H211ZM211 127H209V128H211ZM248 127H249V126H248ZM250 127H251V126H250ZM259 127H260V126H259ZM261 127H262V126H261ZM16 128H17V127H16ZM32 128H33V126H32ZM35 128H36V127H35ZM74 128H75V127H74ZM246 128H247V127H246ZM263 128H264V127H263ZM21 129H22V128H21ZM58 129H61V128H58ZM62 129H63V128H62ZM116 129H118V128H116ZM261 129H262V128H261ZM31 130H32V129H31ZM35 130H36V129H35ZM121 130H122V129H121ZM158 130H159V129H158ZM250 130H251V128H250ZM252 130H253V129H252ZM259 130H260V129H259ZM42 131H43V130H42ZM45 131H46V130H45ZM190 131H191V130H190ZM199 131H200V130H199ZM248 131H249V130H248ZM253 131H254V130H253ZM20 132H21V131H20ZM20 132H18V133L20 134ZM76 132H77V131H76ZM27 133H28V132H27ZM36 133H37V131H36ZM40 133H42V132H40ZM44 133H45V132H44ZM48 133H49V131H48ZM209 133H210V132H209ZM248 133H249V132H248ZM2 134H3V132H2ZM42 134H43V133H42ZM62 134H64V133H62ZM74 134H75V133H74ZM259 134H260V132H259ZM261 134H262V133H261ZM33 135H35V133H34ZM43 135H44V134H43ZM46 135H47V134H46ZM1 136H2V135H1ZM17 136H18V135H17ZM19 136H20V135H19ZM19 136H18V137H19ZM52 136H53V135H52ZM214 136H215V135H214ZM214 136L212 135V137H214ZM260 136H261V135H260ZM2 137H3V139H4V135H3ZM32 137H33V136H32ZM36 137H37V136H36ZM36 137H35V138H36ZM61 137H62V136H61ZM63 137H64V135H63ZM77 137H78V136H77ZM45 138H46V137H45ZM45 138H44V139H45ZM50 138H52V137H50ZM74 138H75V137H74ZM79 138H80V137H79ZM156 138H157V137H156ZM216 138H217V136H216ZM253 138H255V137H253ZM3 139H2V140H3ZM5 139H7V138H5ZM5 139H4V141H5ZM33 139H34V137H33ZM33 139H31V140H33ZM36 139H38V138H36ZM36 139H35V140H36ZM62 139H64V138H62ZM69 139H70V138H69ZM7 140H8V139H7ZM46 140H47V139H46ZM64 140H66V139H64ZM64 140H63V141H64ZM247 140H248V139H247ZM52 141H54V139H53ZM212 141H213V140H211L210 142H212ZM260 141H261V140H260ZM1 142H2V141H1ZM24 142H25V141H24ZM48 142H49V140H48ZM54 142H55V141H54ZM68 142H69V141H68ZM247 142H248V141H247ZM247 142H246V143H247ZM4 143H5V142H4ZM8 143H9V142H8ZM49 143H50V142H49ZM52 143H53V142H52ZM69 143H71V142H69ZM241 143H242V142H241ZM6 144H7V143H6ZM32 144H33V142H32ZM40 144H41V143H40ZM42 144H43V140H42ZM208 144H211V143H208ZM216 144H217V143H216ZM1 145H2V144H1ZM15 145H16V144H15ZM33 145H34V144H33ZM33 145H31V146H33ZM49 145H50V144H49ZM51 145H52V144H51ZM54 145H55V144H54ZM241 145H242V144H241ZM252 145H253V144H252ZM252 145H251V147H252ZM261 145H262V144L260 143V146H261ZM6 146H7V145H6ZM34 146H35V145H34ZM42 146H43V145H42ZM70 146H71V145H70ZM49 147H51V146H49ZM49 147H48V148H49ZM52 147H53V146H52ZM55 147H57V146H55ZM199 147H200V146H199ZM211 147H212V145H211ZM211 147H209V149H210ZM213 147H214V146H213ZM215 147H216V146H215ZM215 147H214V148H215ZM253 147H254V146H253ZM30 148H31V147H30ZM35 148H36V147H35ZM20 149H21V148H20ZM31 149H32V148H31ZM33 149H34V148H33ZM245 149H247V148H244V150H245ZM250 149H251V148H250ZM253 149H255V148H253ZM263 149H264V148H263ZM17 150H19V149H17ZM26 150H27V149H26ZM41 150H42V148H41ZM55 150H56V149H55ZM198 150H199V149H198ZM19 151H20V150H19ZM48 151H49V150H48ZM56 151H57V150H56ZM211 151L214 152V150H212V149H211ZM254 151H255V150H254ZM38 152H39V150H38ZM45 152H46V151H45ZM52 152H53V151H52ZM242 152H244V151L242 150ZM245 152H246V151H245ZM245 152H244V153H245ZM247 152H248V151H247ZM252 152H253V151H252ZM17 153H18V152H17ZM49 153H50V152H49ZM254 153H255V152H254ZM256 153H257V152H256ZM260 153H261V152H260ZM14 154H15V153H14ZM18 154H19V153H18ZM18 154H17V155H18ZM21 154H23V153L20 152V155H21ZM56 154H57V153H56ZM74 154H75V153H74ZM204 154H205V153H204ZM240 154H241V153H240ZM247 154H248V153H247ZM257 154H258V153H257ZM77 155H78V154H77ZM190 155H191V154H190ZM202 155H203V154H202ZM252 155H253V154H252ZM263 155H264V154H263ZM15 156H16V154H15ZM52 156H53V155H52ZM209 156H210V155H209ZM254 156H255V155H254ZM18 157H19V155H18ZM31 157H32V156H31ZM31 157H29V158H31ZM190 157H191V156H190ZM197 157H198V156H197ZM246 157H249V156H246ZM27 158H28V157H27ZM35 158H36V157H35ZM35 158H34V159H35ZM46 158H47V157H46ZM70 158H72V157H70ZM99 158H100V157H99ZM203 158H204V156H203ZM205 158H206V157H205ZM210 158H211V157H210ZM249 158H250V157H249ZM255 158H256V156H255ZM263 158H264V156H263ZM17 159H18V158H17ZM59 159H60V158H59ZM166 159H167V158H166ZM185 159H186V158H185ZM243 159H244V158H243ZM258 159H259V158H258ZM258 159H257V161H259ZM51 160H52V158H51ZM51 160H50V161H51ZM187 160H188V159H187ZM187 160H185V161H187ZM210 160H211V159H210ZM244 160H245V159H244ZM244 160H243V161H244ZM18 161H19V160H18ZM28 161H29V160H28ZM196 161H197V159H196ZM19 162H20V161H19ZM26 162H27V160H26ZM32 162H33V161H31V163H32ZM39 162H40V161H39ZM193 162H195V161H193ZM29 163H30V162H29ZM35 163H36V162H35ZM71 163H72V162H71ZM76 163H77V162H76ZM237 163H238V162H237ZM246 163H247V162H246ZM248 163H249V162H248ZM105 164H106V163H105ZM259 164H260V163H259ZM259 164H258V165H259ZM25 165H26V164H25ZM36 165H38V164H36ZM47 165H48V164H47ZM208 165H210V164H208ZM238 165H239V164H238ZM243 165H244V163H243ZM250 165H252V164H250ZM258 165H257V166H258ZM67 166H68V165H67ZM74 166H75V165H74ZM196 166H198L197 163H196ZM24 167H25V166H24ZM68 167H69V166H68ZM260 167H262V166H260ZM30 168H31V167H30ZM47 168L49 169V166H48ZM70 168H71V167H70ZM238 168H239V167H238ZM242 168H243V167H242ZM250 168H251V167H250ZM257 168H258V167H257ZM48 169H47V170H48ZM229 169H230V168H229ZM239 169H240V168H239ZM243 169H244V168H243ZM255 169H256V168H255ZM32 170H33V169H32ZM70 170H71V169H70ZM240 170H241V169H240ZM240 170H238V171H240ZM245 170H246V169H245ZM20 171H21V170H20ZM73 171H74V170H73ZM39 172H40V171H39ZM43 172H44V171H43ZM68 172H69V171H68ZM179 172H180V171H179ZM241 172H242V171H241ZM257 173H259V172H257ZM31 174H32V173H31ZM39 174H40V173H39ZM72 174H73V173H72ZM162 174H163V173H162ZM162 174H161V175H162ZM243 174H244V171H243ZM73 175H74V174H73ZM75 175H76V174H75ZM150 175H151V174H150ZM150 175H148V176H150ZM240 175H241V174H240ZM32 176H33V174H32ZM39 176H40V175H39ZM234 176H235V175H234ZM246 176H247V175H246ZM251 176H252V175H251ZM28 177H29V176H28ZM152 177H153V176H152ZM241 177H242V176H241ZM262 177H263V176H262ZM30 178H31V177H30ZM245 178H246V177H245ZM248 178H250V176H249ZM34 179H35V178H34ZM69 179H71V177H70ZM69 179H68V180H69ZM238 179H239V178H238ZM246 179H247V178H246ZM263 179H264V178H263ZM206 180H207V179H206ZM248 180H249V179H248ZM252 180H253V177H252ZM38 181H41V180H38ZM43 181H44V180H43ZM193 181H195V180H193ZM239 181H240V180H239ZM241 181H242V180H241ZM250 181H251V180H250ZM254 181H255V180H254ZM258 181H259V180H258ZM124 182H125V181H124ZM236 182H237V181H236ZM252 182H253V181H252ZM259 182H260V181H259ZM6 183H7V181H6ZM44 183H45V182H44ZM69 183H70V181H69ZM71 183H72V182H71ZM238 183H239V182H238ZM45 184H46V183H45ZM87 184H89V183H87ZM92 184H94V183L92 182ZM180 184H181V183H180ZM242 184H243V183H242ZM248 184H250V183H248ZM254 184H255V183H254ZM33 185H34V183H33ZM41 185H42V184H41ZM240 185H241V184H240ZM255 185H256V184H255ZM258 185H261V183L258 184ZM4 186H5V185H4ZM6 186H7V185H6ZM45 186H46V185H45ZM147 186H148V185H147ZM173 186H174V185H173ZM181 186H182V185H181ZM242 186H243V185H242ZM245 186H246V185H245ZM256 186H257V185H256ZM69 187H70V186H69ZM45 188H46V187H45ZM181 188H182V187H181ZM247 188H248V186H247ZM249 188H250V187H249ZM33 189H34V188H33ZM71 189H72V187H71ZM172 189H173V188H172ZM261 189H262V188H261ZM41 190H42V189H41ZM181 190H182V189H181ZM259 190H260V189H259ZM30 191H31V190H30ZM247 191H248V190H247ZM72 192H73V191H72ZM80 192H81V191H80ZM241 192H242V190H241ZM249 192H250V191H249ZM261 192H263V191H261ZM261 192H260V193H261ZM242 193H243V192H242ZM247 193H248V192H247ZM253 193H254V192H253ZM227 194H228V193H227ZM254 194H255V193H254ZM30 195H31V193H30ZM33 195H34V194H33ZM72 195H74V194H72ZM225 195H226V194H225ZM228 195H229V194H228ZM247 195H248V197H249L248 200L251 201L252 193H248ZM262 195H263V194H262ZM28 196H29V195H28ZM263 196H264V195H263ZM36 197H37V196H36ZM79 197H81V196H79ZM256 197H257V196H256ZM260 197H261V196H260ZM44 198H45V197H44ZM47 198H48V197H47ZM61 198H62V195H61ZM77 198H78V197H77ZM224 198H225V197H224ZM227 198H228V197H227ZM27 199H28V198H27ZM32 199H33V198H32ZM81 199H82V198H81ZM72 200L75 201L74 199H72ZM217 200H218V199H217ZM226 200H229V198L226 199ZM258 200H259V197H258ZM258 200H257V201H258ZM260 200H262V199H260ZM220 201H222V199H221ZM234 201H235V200H234ZM252 201H253V200H252ZM263 201H264V200H263ZM29 202H30V201H29ZM69 202H70V201H69ZM227 202H228V201H227ZM26 203H27V202H26ZM32 203H33V202H32ZM75 203H76V201H75ZM87 203H88V202H87ZM234 203H235V202H233V204H234ZM35 204H37V203L35 202ZM35 204H34V205H35ZM221 204H222V202H221ZM226 204H227V203H226ZM81 205H82V204H81ZM28 206H29V205H28ZM35 206H36V205H35ZM56 206H57V205H56ZM58 206H59V205H58ZM76 206H77V205H76ZM227 206H229V205H227ZM230 206H232V205H230ZM242 206H243V205H242ZM30 207H31V206H30ZM51 207H52V206H51ZM90 207H91V206H90ZM252 207H253V206H252ZM252 207H251V208H252ZM47 208H48V207H47ZM74 208H75V207H74ZM76 208H77V207H76ZM102 208H103V207H102ZM245 208H246V206H245ZM258 208H259V207H258ZM36 209H37V208H36ZM53 209H54V208H53ZM261 209H262V207H261ZM37 210H38V209H37ZM75 210H76V209H75ZM230 210H231V209H230ZM235 210H236V209H235ZM250 210H251V209H250ZM257 210H258V209H257ZM38 211H39V210H38ZM76 211H77V210H76ZM228 211H229V210H228ZM231 211H232V210H231ZM237 211H238V210H237ZM237 211H236V213H237ZM36 212H37V211H36ZM98 212H99V211H98ZM262 212H263V211H262ZM82 213H83V211H82ZM232 213H233V215H234L235 211H232ZM241 213H242V212H241ZM52 214H53V213H52ZM54 214H55V213H54ZM230 214H231V213H230ZM244 214H245V213H244ZM244 214H243V215H244ZM262 214H263V213H262ZM98 215H99V214H98ZM235 215H236V214H235ZM235 215H234V216H235ZM259 215H260V213H259ZM259 215H258V217H260ZM78 216H79V215H78ZM80 216H81V215H80ZM231 216H232V215H231ZM236 216H237V215H236ZM236 216H235V217H236ZM241 216H242V215H241ZM40 217H41V216H40ZM111 217H112V216H111ZM245 217H246V215H245ZM261 217H262V215H261ZM243 218H244V217H243ZM37 219H39V218H37ZM77 219H78V218H77ZM227 219H228V218H227ZM229 219H230V218H229ZM259 219H260V218H259ZM259 219H257V221H258ZM261 219H262V218H261ZM232 220H233V219H232ZM235 220H236V219H235ZM245 220H246V219H245ZM261 221H262V220H261ZM226 222H227V221H226ZM244 222H245V221H244ZM244 222H243V223H244ZM246 222H247V221H246ZM241 223H242V222H241ZM243 223H242V224H243ZM209 224H210V223H209ZM247 224H248V223H247ZM261 224H262V223H261ZM261 224H260V226H261ZM227 225H228V224H227ZM227 225L225 224V226H227ZM233 225H234V223H233ZM235 225H236V224H235ZM240 225H241V224H240ZM240 225H239V226H240ZM243 226H244V224H243ZM249 227H250V225H249ZM230 228H231V227H230ZM233 228H234V226H233ZM247 228H248V227H247ZM262 228H263V227H262ZM100 229H101V228H100ZM245 229H246V228H245ZM62 230H63V229H62ZM82 230H83V229H82ZM230 230H232V229H230ZM235 230H236V229H235ZM79 231H80V230H79ZM226 231H227V230H226ZM232 231H233V230H232ZM244 231H246V230H244ZM62 232H63V231H62ZM251 232H253V231H251ZM85 233H86V232H85ZM219 233H220V232H219ZM237 233H238V232H237ZM237 233H236V234H237ZM248 233H249V232H248ZM195 234H196V233H195ZM227 234H228V233H227ZM79 235H80V234H79ZM203 235H204V233H203ZM249 235H250V234H249ZM255 235H256V234H255ZM261 235H262V234H261ZM60 236H61V234H60ZM193 236H194V235H193ZM200 236L202 237V235H200ZM236 236H237V235H236ZM259 236H260V235H259ZM263 236H264V235H263ZM195 237H196V236H195ZM203 237H204V236H203ZM226 237H227V235H226ZM243 237H244V235H243ZM193 238H194V237H193ZM229 238H230V237H229ZM236 238H237V237H236ZM239 239H240V238H239ZM251 239H252V238H251ZM241 240H242V239H241ZM246 241H247V239H246ZM55 242H56V241H55ZM233 242H234V240H233ZM236 242H237V241H236ZM245 243H246V242H245ZM245 243H244V245H245ZM232 244H233V243H232ZM236 244H237V243H236ZM251 245H252V244H251ZM240 246H241V245H240ZM249 246H250V245H249ZM50 247H51V246H50ZM235 248H236V247H235ZM258 248H259V247H258ZM47 250H48V249H47ZM262 250H263V249H262ZM48 251H49V250H48ZM80 251H81V250H80ZM236 252H237V251H236ZM251 252H252V251H251ZM255 252H256V251H255ZM48 253H49V252H48ZM52 253H53V252H52ZM262 253H263V256H264V251H263ZM49 254H50V253H49ZM81 254H82V253H81ZM249 254H250V253H249ZM253 254H254V252H253ZM50 255H51V254H50ZM244 255H245V254H244ZM254 255H255V254H254ZM259 255H260V253H259ZM259 255H258V256H259ZM261 255H262V254H261ZM73 256H74V255H73ZM242 256H243V255H242ZM51 257H52V256H51ZM68 257H69V256H66V258H68ZM70 257H71V256H70ZM76 257H77V256H76ZM98 257H99V256H98ZM244 258H245V257H244ZM251 258H252V257H251ZM260 258H261V257H260ZM81 259H82V258H81ZM232 259H233V258H232ZM256 259H257V257H256ZM50 260H51V259H50ZM65 260H67V259H65ZM74 260H75V259H74ZM252 260H253V259H252ZM263 260H264V259H263ZM67 261H68V260H67ZM69 261H70V260H69ZM232 261H233V260H232ZM253 261H254V260H253ZM255 261H256V260H255ZM257 261H258V260H257ZM261 261H262V260H261ZM235 262H236V261H235ZM248 262H249V260H248ZM67 263H68V262H67ZM236 263H237V262H236ZM244 263H245V261H244ZM255 263H256V262H255ZM241 264H243V263H241ZM245 264H246V263H245ZM263 264H264V263H263Z\"/></svg>",
  "mask_w": 264,
  "mask_h": 264
}]
</instances>
